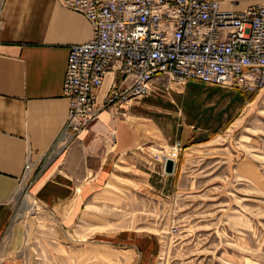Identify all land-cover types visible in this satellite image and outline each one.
<instances>
[{"label":"rangeland","instance_id":"rangeland-1","mask_svg":"<svg viewBox=\"0 0 264 264\" xmlns=\"http://www.w3.org/2000/svg\"><path fill=\"white\" fill-rule=\"evenodd\" d=\"M79 139L55 144L10 204L25 264H264V90L246 96L210 144L163 149L174 175L162 174L156 154L149 178L120 165L60 212L36 186Z\"/></svg>","mask_w":264,"mask_h":264},{"label":"crops","instance_id":"crops-1","mask_svg":"<svg viewBox=\"0 0 264 264\" xmlns=\"http://www.w3.org/2000/svg\"><path fill=\"white\" fill-rule=\"evenodd\" d=\"M210 1L243 12L264 0ZM0 19V264H25L24 239L10 204L28 154L37 172L69 119L64 82L70 48L90 41L93 27L60 0H2ZM114 82L122 80L111 72L97 93L98 119L36 186L57 211L70 213L120 165L149 178L143 170L155 154L168 156L163 149L210 144L249 95L198 81L158 84L164 96L133 100L113 112L105 104Z\"/></svg>","mask_w":264,"mask_h":264},{"label":"built area","instance_id":"built-area-1","mask_svg":"<svg viewBox=\"0 0 264 264\" xmlns=\"http://www.w3.org/2000/svg\"><path fill=\"white\" fill-rule=\"evenodd\" d=\"M60 2L86 17L93 37L70 48L64 82L70 114L55 144L79 138L98 119L97 93L111 72L122 80L106 97L113 112L160 92L158 84L264 90V1L243 12L210 0ZM158 158L164 164L166 156ZM35 167L28 154L19 185Z\"/></svg>","mask_w":264,"mask_h":264},{"label":"water","instance_id":"water-1","mask_svg":"<svg viewBox=\"0 0 264 264\" xmlns=\"http://www.w3.org/2000/svg\"><path fill=\"white\" fill-rule=\"evenodd\" d=\"M177 162L175 159L167 157L164 163V174L171 176L176 173Z\"/></svg>","mask_w":264,"mask_h":264}]
</instances>
